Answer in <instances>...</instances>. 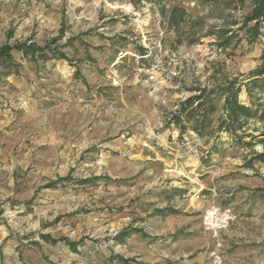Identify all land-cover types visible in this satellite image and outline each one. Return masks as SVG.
Returning a JSON list of instances; mask_svg holds the SVG:
<instances>
[{
    "label": "rangeland",
    "instance_id": "374dc122",
    "mask_svg": "<svg viewBox=\"0 0 264 264\" xmlns=\"http://www.w3.org/2000/svg\"><path fill=\"white\" fill-rule=\"evenodd\" d=\"M165 3L206 29L228 23L236 37L226 51L215 36L175 49L151 3L0 0V45L30 39L68 57L16 53L9 75L0 65V264H212L217 239L202 221L213 203L249 215L220 233L224 253L264 247V220L247 207L264 203V162L245 166L250 150L228 133L180 136L166 125L191 87L261 64L264 38L250 44L238 29L251 2L222 18L191 0ZM212 102L221 107L222 96ZM123 230L133 233L121 241Z\"/></svg>",
    "mask_w": 264,
    "mask_h": 264
},
{
    "label": "trees",
    "instance_id": "16d2710c",
    "mask_svg": "<svg viewBox=\"0 0 264 264\" xmlns=\"http://www.w3.org/2000/svg\"><path fill=\"white\" fill-rule=\"evenodd\" d=\"M191 1L200 6L221 10L222 18L224 12L237 8L235 4L238 0ZM131 2L136 8H140L143 2L152 4L151 9L154 11L156 9L161 15L166 32L173 35L171 47L175 49L182 45L192 46L200 43L204 37L215 36L217 47L226 51L236 37L234 34H237V30L227 25L228 23L222 24L217 29H206L204 18H192L187 9L180 4L168 5L165 0H131ZM250 2V8L238 29L242 31L245 40L253 44L264 38V0H250ZM232 24L238 23L234 21ZM47 51L52 52L55 58L68 59L65 53L52 49L50 44L40 46L28 39L0 45V65L5 66L6 74L9 75L19 66L16 53L23 58H35L37 54L45 58ZM138 51L142 59L148 54L146 47H139ZM226 54L232 56L234 53L232 51ZM189 90L197 91V93L178 103L177 108L170 113L166 125H174L179 130L180 136L188 130L201 136L208 131L215 136L219 133H228L236 144L250 150L245 166L252 167L255 161L264 162V101H261L259 97L261 93L264 94V54L261 64L245 78L223 76L211 85L191 87ZM243 92L248 95V104L241 101L240 96ZM217 95L222 96L223 100L219 108L212 102V98ZM216 114L218 115L215 118ZM252 121L261 122V129L257 127L250 129ZM253 131H259V133L255 134ZM257 144L263 146L262 151H254V146ZM166 210L172 211V209H165L162 212ZM132 233L131 230H123L117 239L123 241ZM69 245L75 248L74 243ZM121 260L125 264L129 262L125 258Z\"/></svg>",
    "mask_w": 264,
    "mask_h": 264
},
{
    "label": "crops",
    "instance_id": "0c3cea01",
    "mask_svg": "<svg viewBox=\"0 0 264 264\" xmlns=\"http://www.w3.org/2000/svg\"><path fill=\"white\" fill-rule=\"evenodd\" d=\"M222 206L232 207L233 202H230ZM247 207L249 208V214L251 216L250 217L251 220L252 219H255L256 221L264 220V203L260 204L259 201H256L255 203L250 202L249 204H247ZM232 208L237 214L236 222H239L244 217L249 216L246 215L245 213H242L241 208H239L238 206ZM230 236H233V234H231ZM245 254L246 255L248 254L247 255L248 257L246 258L242 257V255ZM203 258L204 257H195L192 261H184L181 264H197L198 261L199 260L202 261ZM225 262L226 264H264V247L262 245H256L248 249L240 246L231 245L230 247H228V250L225 253Z\"/></svg>",
    "mask_w": 264,
    "mask_h": 264
},
{
    "label": "built area",
    "instance_id": "2783aa9c",
    "mask_svg": "<svg viewBox=\"0 0 264 264\" xmlns=\"http://www.w3.org/2000/svg\"><path fill=\"white\" fill-rule=\"evenodd\" d=\"M236 219L237 214L229 206L213 203L204 211L203 228L211 232L217 239L215 246L210 251L212 264H226L225 253L219 235L227 231Z\"/></svg>",
    "mask_w": 264,
    "mask_h": 264
}]
</instances>
